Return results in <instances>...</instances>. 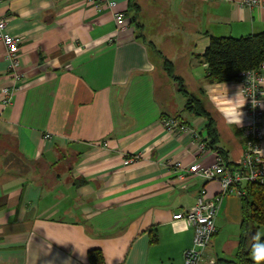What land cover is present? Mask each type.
Listing matches in <instances>:
<instances>
[{"label": "crops", "instance_id": "obj_1", "mask_svg": "<svg viewBox=\"0 0 264 264\" xmlns=\"http://www.w3.org/2000/svg\"><path fill=\"white\" fill-rule=\"evenodd\" d=\"M3 17L22 43L16 76L0 37V264H92L91 250L102 252L103 264H185L194 228L173 215L204 188L206 199L222 193L220 181L188 169L214 164L218 152L237 166L250 119L243 105L241 124L226 120L237 94L245 99L241 82L208 80L200 55L211 36L264 31V3L0 0ZM164 57L200 96L216 128L213 147L208 116L186 107ZM5 87L14 89L9 104ZM169 116L196 129L207 148L189 132L169 131ZM242 220V195L234 191L220 205L214 260L237 258ZM258 228L249 233L256 243Z\"/></svg>", "mask_w": 264, "mask_h": 264}, {"label": "built area", "instance_id": "obj_2", "mask_svg": "<svg viewBox=\"0 0 264 264\" xmlns=\"http://www.w3.org/2000/svg\"><path fill=\"white\" fill-rule=\"evenodd\" d=\"M254 5L264 3V0H244ZM115 5V2H111ZM115 17L119 22L124 19V13L118 11ZM8 20L6 17L0 18V37L6 45V55L10 60V70L18 76L20 62L18 58L22 39L19 36L6 32ZM262 69H246L239 73V81L241 82V91L245 95L243 102L249 115V123L243 128V136L245 145L243 156L237 166L228 164L225 157L217 153V160L212 165H203L201 162L192 164L188 172L204 178L205 180H218L222 185L221 195L214 199H206L207 190H201L197 200L193 206L188 209L181 210L173 215V219L185 220L194 228L193 245L185 252V264H215L216 260L209 254L212 239L217 232L216 219L220 210L223 198L234 191L240 194L245 193V187L251 182L264 183V156L262 153V140L264 138L263 121L264 107L262 95L264 88L262 86L263 75ZM4 104H9L13 100V87H5ZM258 103L253 106V100ZM164 126L174 134H182L189 132L194 139H199L200 148H207L204 138L200 133L175 116L165 117L163 119ZM47 138H52V134L47 133Z\"/></svg>", "mask_w": 264, "mask_h": 264}, {"label": "trees", "instance_id": "obj_3", "mask_svg": "<svg viewBox=\"0 0 264 264\" xmlns=\"http://www.w3.org/2000/svg\"><path fill=\"white\" fill-rule=\"evenodd\" d=\"M134 7L138 8V4H134ZM137 14L134 15L133 22L142 31L143 25L138 21ZM141 36L143 37V34ZM149 44L155 47L152 41H149ZM200 57L208 63V80L212 82L239 80L241 71L264 67V31L240 37L211 36L209 46ZM164 68L172 78L179 81L180 90L187 97L186 107L199 115L208 116L200 96L190 93L186 89L182 78L174 73L172 61L167 57H164ZM208 118L210 120L207 125L208 137L210 138L209 145L213 147L217 140V132L212 120L209 116ZM242 201L243 233L237 258L235 260L218 259L215 264H254L250 254L252 246L256 242L250 240L249 233L256 227L264 225V183H248L245 187V193L242 194ZM259 243L264 244V237L259 240ZM90 259L92 264L104 263L103 254L99 250H91ZM260 264H264V260L260 261Z\"/></svg>", "mask_w": 264, "mask_h": 264}, {"label": "clouds", "instance_id": "obj_4", "mask_svg": "<svg viewBox=\"0 0 264 264\" xmlns=\"http://www.w3.org/2000/svg\"><path fill=\"white\" fill-rule=\"evenodd\" d=\"M231 102V101H230ZM245 102H241L238 99V94L235 99V106L230 107L228 111L223 112V115L225 116L226 120L229 123H235L237 125L241 124L242 122V112L240 111L241 107L244 105ZM258 103L255 99L253 100V106H255ZM264 106V105H262ZM254 239L258 240L259 236H255ZM82 254L84 252H81ZM251 259L254 261V264H260V261L264 260V244L262 243H255L252 246L251 251Z\"/></svg>", "mask_w": 264, "mask_h": 264}, {"label": "rangeland", "instance_id": "obj_5", "mask_svg": "<svg viewBox=\"0 0 264 264\" xmlns=\"http://www.w3.org/2000/svg\"><path fill=\"white\" fill-rule=\"evenodd\" d=\"M147 18H149L148 16H146ZM148 38L149 39H153L154 38V36L152 35V34H149V32H148ZM157 43V42H156ZM158 45V44H157ZM157 48H159L158 46H157ZM152 55H153V57L154 58H158V55H157V52L154 50V51H152ZM257 235L259 236V239L261 238V237H264V225H262V226H259V228H258V232H257ZM258 239V240H259Z\"/></svg>", "mask_w": 264, "mask_h": 264}]
</instances>
